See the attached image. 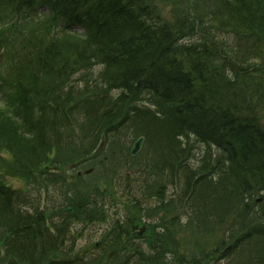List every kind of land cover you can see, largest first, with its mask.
<instances>
[{
  "label": "trees",
  "instance_id": "obj_1",
  "mask_svg": "<svg viewBox=\"0 0 264 264\" xmlns=\"http://www.w3.org/2000/svg\"><path fill=\"white\" fill-rule=\"evenodd\" d=\"M182 6L0 0V264H264V0ZM118 174L146 204L82 256L69 225L104 221L93 186ZM12 176L55 187L64 211Z\"/></svg>",
  "mask_w": 264,
  "mask_h": 264
},
{
  "label": "rangeland",
  "instance_id": "obj_2",
  "mask_svg": "<svg viewBox=\"0 0 264 264\" xmlns=\"http://www.w3.org/2000/svg\"><path fill=\"white\" fill-rule=\"evenodd\" d=\"M167 1L168 0H153V3L158 5V8L161 11L162 16L164 18H167L170 16L168 13L174 7L178 5L179 7L180 6L183 7L182 0H180V2H178V0H169L168 3ZM164 2H166L167 4L164 5ZM76 31L79 33L81 32L80 29H76ZM258 57H261V58L259 59L256 58L253 60L251 59L250 61L252 62V64H255L254 66L256 68H258L257 66H261V68L259 69L264 71V53L262 55H259ZM88 74L92 75V82H89V86H92L93 88L95 87L99 88L97 87L99 85V81H98L99 77L97 75L98 68L95 67L92 71L91 70L88 71ZM93 79H95V81H93ZM78 84L81 85L82 81L79 80ZM263 121H264V117H263ZM103 147H104L103 139H100V143L98 145V148L96 149V152L97 150L100 151ZM96 152H93V156L94 154H96ZM140 152L143 153L142 147H140L138 153ZM138 153L135 156L131 154V157H137ZM0 156L8 160L10 159V155L4 151L0 152ZM197 156H199V154H197L196 157ZM194 163H196V161ZM67 169L68 167H65L64 169H62V172L65 175H67V178L70 181H74L73 173H70L71 171H67ZM90 173L91 172L89 171L88 174ZM120 175L121 174H118V178H121ZM98 178L99 180L94 184L95 186L93 187H95L99 191L100 195L103 197L101 200V203H103L104 209L107 210L104 215L105 216L104 221L101 223L86 224L84 227L81 224L75 223L73 221L69 225V232L71 233L72 237L75 236L76 232L81 233L79 243H78V245L81 246V249L75 248V251L83 250L84 253L82 254V256H85V257H88V256L90 257L94 255L93 252L96 247L94 248L93 245L96 244L97 246L98 242L100 241L101 234L105 233L113 223L119 224L121 221L125 220V217L127 216L128 219L134 220L136 224L137 220L134 217L137 215V212H135L134 208L131 207V204L133 202H135L133 204L135 205V207H138L137 201H139L140 203L144 205L146 204L144 200H141L142 199L141 196L139 195L137 196V194L133 192L132 184L128 186L129 190H127L124 187L121 189L118 188L121 183L125 182V179L123 177L120 179V181L115 179L116 181H114V187H109L108 185H106L105 183L106 180L104 179V177L99 176ZM102 179L104 180L102 181ZM5 180L7 184H9V186H11L13 189L22 190V192L27 194L29 199H31L33 202L34 200L40 199V202L38 203V205L41 208H44L50 211V210H57L56 208L58 207L64 211L63 205L61 203V195L58 194V191L55 190L56 189L55 187L53 186L44 187L46 185H43L42 187L37 186L36 188V186H31L29 182H26L25 179L20 178L19 176L6 177ZM90 192L93 193V191L91 190ZM139 215L143 217L141 212H139ZM134 229H136L135 231L138 237L143 238L144 236H147L148 227L144 222H142L141 224H138V226H136V228L134 227ZM105 240H108V238H106ZM63 251L66 252L65 249ZM63 256L71 257L70 254H65V253H63Z\"/></svg>",
  "mask_w": 264,
  "mask_h": 264
},
{
  "label": "water",
  "instance_id": "obj_3",
  "mask_svg": "<svg viewBox=\"0 0 264 264\" xmlns=\"http://www.w3.org/2000/svg\"><path fill=\"white\" fill-rule=\"evenodd\" d=\"M141 142H142V139L138 140V141L135 143V145H134V147H133V149H132V151H131V154L134 155V154L137 152V150H138V148H139Z\"/></svg>",
  "mask_w": 264,
  "mask_h": 264
}]
</instances>
